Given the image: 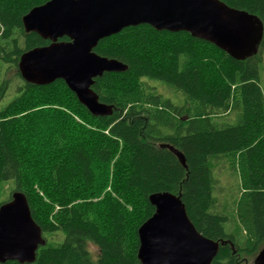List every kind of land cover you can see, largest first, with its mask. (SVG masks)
Segmentation results:
<instances>
[{
  "label": "trees",
  "instance_id": "obj_1",
  "mask_svg": "<svg viewBox=\"0 0 264 264\" xmlns=\"http://www.w3.org/2000/svg\"><path fill=\"white\" fill-rule=\"evenodd\" d=\"M47 1L0 0V205L13 181L46 239L34 262L0 264H141L138 229L160 191L180 194L196 228L225 242L212 264L256 257L264 249V36L244 60L148 24L105 37L94 51L128 70L95 79L100 101L114 108L95 116L64 80L36 85L21 75L22 54L50 43L22 18ZM222 1L264 25V0ZM10 88L17 95L5 101ZM221 162L238 178L231 202L218 196Z\"/></svg>",
  "mask_w": 264,
  "mask_h": 264
},
{
  "label": "water",
  "instance_id": "obj_2",
  "mask_svg": "<svg viewBox=\"0 0 264 264\" xmlns=\"http://www.w3.org/2000/svg\"><path fill=\"white\" fill-rule=\"evenodd\" d=\"M22 21L27 32L50 41L22 54L23 79L36 85L64 80L95 116H109L114 110L92 88L95 79L105 72L128 70L124 62L94 51L105 37L148 24L156 30L189 32L244 60L258 53L264 36L258 15L222 0H48L33 7ZM171 149L185 164L183 154ZM149 199L155 211L138 229L141 264H212L225 242L208 238L196 228L181 195L160 191ZM45 244L26 194L14 190L0 205V262H34ZM254 264H264V249Z\"/></svg>",
  "mask_w": 264,
  "mask_h": 264
},
{
  "label": "rangeland",
  "instance_id": "obj_3",
  "mask_svg": "<svg viewBox=\"0 0 264 264\" xmlns=\"http://www.w3.org/2000/svg\"><path fill=\"white\" fill-rule=\"evenodd\" d=\"M264 57V56H263ZM264 59V58H263ZM153 85H157L158 90H160L161 93L167 98H171L175 103L181 104L183 102V97L179 95L174 90H171L163 85H158V83L150 81ZM261 86L264 90V61L262 65V76H261ZM17 95V92L15 89L9 90V95L5 98V101L11 100L13 97ZM219 171L217 172V177L220 180L219 182V191L218 196L219 199L222 202H231L234 195H236V191H238V178L237 175L235 176L233 174V171L228 168L224 163L219 164ZM13 181H8V185L6 184L3 192H2V200H5L8 198V196L12 193V184ZM256 257H243V264H254V260Z\"/></svg>",
  "mask_w": 264,
  "mask_h": 264
}]
</instances>
